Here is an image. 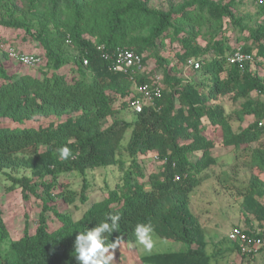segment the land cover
<instances>
[{
  "label": "trees",
  "instance_id": "trees-1",
  "mask_svg": "<svg viewBox=\"0 0 264 264\" xmlns=\"http://www.w3.org/2000/svg\"><path fill=\"white\" fill-rule=\"evenodd\" d=\"M236 1L185 0L165 11L152 8L149 0H0V26L25 31L42 50L27 53L9 48L41 57L42 66L26 67L45 69L40 78L20 70L11 72L0 64V122L11 125L0 126V174L11 179L8 189L21 187L25 198L29 193L37 195L42 204L35 233L29 232L27 223L22 237L14 242H6L8 235L0 217V247L9 243L7 251L0 252V264H81L75 257L76 237L98 226L109 213L121 215L120 231L113 232L109 242L122 236L121 242L136 243V224L150 221L154 232L188 244L186 253L161 256H176L178 264H209L203 228L190 209L191 194L201 181L198 175L216 163L212 155L215 145L205 137L206 128L220 131L223 147L251 149L249 166L264 173V146L258 144L264 135V81L252 70L263 65L264 23L254 28L242 26L245 20L236 14ZM257 3V16L264 17V3ZM228 26L248 31L242 41L250 45L228 44ZM204 28L207 32L202 36ZM200 38L206 46L199 43ZM168 40L180 47L174 65L161 55ZM102 46L101 52L98 48ZM238 46L247 53L256 52V63L230 65L227 58ZM117 49L142 55L144 72L133 70L125 75L110 71L103 54ZM72 52L75 56H70ZM145 54L163 70L154 75L163 77L166 88L155 106L135 113L129 105L134 84L149 83L154 76L145 73ZM83 58L89 59V66H84ZM191 58L204 61L193 72L195 78L176 75L179 66ZM66 66L74 72L70 77L67 71L61 72ZM225 97L243 104L228 113L220 103ZM125 108L133 111L134 120L109 124ZM70 114L75 117L46 128L28 124L41 117ZM247 116H254L255 121L234 130L233 122H242ZM128 133V143L123 146ZM63 146L71 149L74 158L59 159L57 149ZM150 153L165 163L146 180L139 157ZM111 166L121 171L122 184L103 201L92 204L80 219L51 205L56 200L52 189L58 174L86 176L87 170ZM21 168L29 169L38 182L8 172ZM49 176L54 180H46ZM40 187L42 194H37ZM87 188L85 182L82 203L87 201ZM244 193L246 218L255 213L264 220L260 175H252ZM75 197L65 190L61 199L72 204ZM49 212L60 223L56 229L48 226ZM246 232L264 235L259 230Z\"/></svg>",
  "mask_w": 264,
  "mask_h": 264
},
{
  "label": "rangeland",
  "instance_id": "rangeland-1",
  "mask_svg": "<svg viewBox=\"0 0 264 264\" xmlns=\"http://www.w3.org/2000/svg\"><path fill=\"white\" fill-rule=\"evenodd\" d=\"M185 0H149V5L158 10L168 11L171 6L182 3ZM259 0H237L235 11L238 17L245 20L242 26L256 27L264 23V17H258V2ZM207 32V29L202 30V36ZM226 35L229 38L228 44L237 46L239 44L249 46L250 43L242 41L248 36V31L239 32L238 29L233 30L231 26L227 27ZM241 38L238 42L237 39ZM27 39V40H25ZM199 43L206 46L207 42L200 38ZM38 45L29 38L23 30L8 29L0 26V64L3 63L12 72L20 70L24 73H31L38 77H44L42 74L45 71L42 69L32 70L26 66L10 61L5 56V51L9 47H15L20 51L27 53L41 52L38 50ZM180 47L177 43L172 44L167 41L166 47L161 51V55L171 61V65L176 64L177 53ZM76 53L70 54L75 56ZM145 57L146 68L145 73L149 75L163 74V70L159 68L156 61L150 58L147 54ZM211 57V55H207ZM170 65V66H171ZM71 66L64 67L61 72H68L69 77L73 75L70 70ZM252 70L256 72L264 81V64L255 65ZM178 76L184 75L181 66H179ZM189 78L194 79L195 75ZM169 86V85H167ZM252 96H257L253 93ZM224 105L226 111H231L240 108L242 101L234 103L231 98L225 97L220 101ZM75 117L74 114L65 115L64 117L50 116L41 117L36 122L28 123L33 128L48 127L57 125L64 120H71ZM117 120H134V113L131 109H121L119 113L109 119V124ZM207 123V120H203ZM255 121L254 116H247L242 122L234 121V130L239 131V128H246ZM9 121L0 122V126H9ZM264 126V121H262ZM205 137L209 142L215 145L212 149V155L215 158V165L209 167L203 173L199 174L200 184L191 194L190 209L197 218L204 232V240L206 242V255L209 259V264H264V250L257 256L251 258L250 261L243 258L237 252L235 244L230 241L229 235L235 230L253 231L259 230L264 232V220H260L258 215L250 213L248 218L244 213L245 206V188L252 175H261L255 169L249 166V158L251 149L243 151V147L239 149L234 146L224 148L222 146V135L220 131L212 130L209 126L204 131ZM130 133L127 134L123 141V146H126L129 140ZM191 141V140H189ZM264 146V135L258 143ZM237 149V150H236ZM233 150V152H232ZM155 153L140 155L141 167L146 175V180L151 178L162 169L161 162L155 159ZM239 155V157H238ZM196 156H201V153H196ZM196 156H190L192 161L196 160ZM237 157V158H236ZM232 159H236L232 162ZM17 178L28 177L32 183L38 182L32 176L29 169H18L8 171ZM264 176V174L262 173ZM122 173L116 166L100 167L93 170H87L86 176H82L77 172L60 173L56 176V184L52 193L56 196V200L51 204L58 211L70 214L74 220L80 219L88 208L96 203L103 201L118 184H122ZM53 181L52 176L46 178ZM88 185L84 192L87 201H80L83 192L84 183ZM12 185L11 179L6 174H0V217L2 218L8 239L11 241L19 240L25 230V226L29 224V232L34 234L37 228L39 216L42 212L41 199L37 195L28 194V198L24 197V192L21 187L8 189ZM42 189L39 188L37 194H42ZM66 191L73 192L76 195L74 203H66L61 199L62 194ZM259 202L264 206V198L259 199ZM48 226L51 229H56L60 223L49 212L47 215ZM154 247L151 253H146L142 246L137 243L121 242L120 247L115 251V261L113 264H178L176 256H161L162 254H182L188 251V244L166 238L160 231L153 234ZM1 244L0 252L4 254L8 249V244ZM193 247H196L195 245ZM1 257V255H0ZM203 263V262H202Z\"/></svg>",
  "mask_w": 264,
  "mask_h": 264
},
{
  "label": "built area",
  "instance_id": "built-area-1",
  "mask_svg": "<svg viewBox=\"0 0 264 264\" xmlns=\"http://www.w3.org/2000/svg\"><path fill=\"white\" fill-rule=\"evenodd\" d=\"M260 3H264V0H259ZM264 43V42H263ZM99 51H103L104 47H99ZM8 55L11 60L18 61L28 67H40L44 64L41 57L34 54L21 53L14 48H8ZM256 52L247 53L242 46H238L233 54L228 56L227 60L230 65H240L243 67L245 64L256 63ZM104 60L109 64V70L114 73H122L130 75L133 70L138 72H144L143 56L135 53L131 50L117 49L112 53H104ZM264 64V60H262ZM204 61L202 59H188L181 65L183 70V77L189 79L194 71L201 68ZM84 66H89V59L83 58ZM166 84L161 75H154L151 78V82L143 84H134V98L130 101V108L135 113H141L145 107H153L156 102L163 97ZM262 125V124H260ZM155 159L161 164L165 163V160H161L158 155H155ZM180 177L176 176V180ZM231 242L238 246L240 255L245 258H253L264 247V235L260 234H248L246 231L235 230L229 235Z\"/></svg>",
  "mask_w": 264,
  "mask_h": 264
},
{
  "label": "clouds",
  "instance_id": "clouds-1",
  "mask_svg": "<svg viewBox=\"0 0 264 264\" xmlns=\"http://www.w3.org/2000/svg\"><path fill=\"white\" fill-rule=\"evenodd\" d=\"M59 159L67 160L73 157L69 147L63 146L57 149ZM111 220L109 224L107 221ZM121 215L119 213H109L108 216L95 228L86 229L80 232L76 237L75 257L81 264H113L115 261V251L120 247L122 236L118 237L115 242H109V237L113 232L120 231ZM86 232V234H85ZM107 232L102 237V233ZM154 227L148 223H137L134 229V235L137 245L142 246L146 253H151L154 247L153 241Z\"/></svg>",
  "mask_w": 264,
  "mask_h": 264
},
{
  "label": "crops",
  "instance_id": "crops-1",
  "mask_svg": "<svg viewBox=\"0 0 264 264\" xmlns=\"http://www.w3.org/2000/svg\"><path fill=\"white\" fill-rule=\"evenodd\" d=\"M241 45V44H240ZM244 45V44H243ZM260 141H261V139H260ZM259 141V142H260ZM224 148H226V147H224ZM230 149H232L231 147H230ZM232 152H233V150H232ZM237 158V157H236ZM233 161L232 162H235V160L234 159H232ZM264 174V173H263ZM260 178L264 181V176L262 175V173H261V175H260Z\"/></svg>",
  "mask_w": 264,
  "mask_h": 264
}]
</instances>
